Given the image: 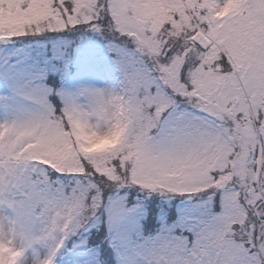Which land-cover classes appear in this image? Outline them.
Listing matches in <instances>:
<instances>
[{"label": "snow or ice", "instance_id": "obj_1", "mask_svg": "<svg viewBox=\"0 0 264 264\" xmlns=\"http://www.w3.org/2000/svg\"><path fill=\"white\" fill-rule=\"evenodd\" d=\"M0 264H264V0H0Z\"/></svg>", "mask_w": 264, "mask_h": 264}]
</instances>
